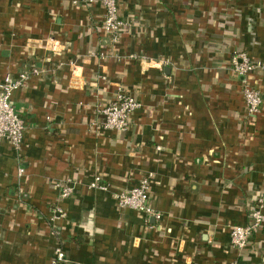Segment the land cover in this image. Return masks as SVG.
<instances>
[{
	"label": "crops",
	"instance_id": "1",
	"mask_svg": "<svg viewBox=\"0 0 264 264\" xmlns=\"http://www.w3.org/2000/svg\"><path fill=\"white\" fill-rule=\"evenodd\" d=\"M82 1L0 0V82L40 71L11 97L19 150L0 143V264H51L57 247L63 264H264V222L240 253L229 244L264 200V0H117L115 45ZM236 51L263 62L255 117ZM118 88L141 106L125 132L101 130ZM143 177L159 220L116 203Z\"/></svg>",
	"mask_w": 264,
	"mask_h": 264
},
{
	"label": "built area",
	"instance_id": "2",
	"mask_svg": "<svg viewBox=\"0 0 264 264\" xmlns=\"http://www.w3.org/2000/svg\"><path fill=\"white\" fill-rule=\"evenodd\" d=\"M85 4L100 3L103 10L102 30L109 38L112 45H115L124 28V22L119 18L117 0H83ZM110 55V54H109ZM108 54L100 52V58H106ZM110 57L118 59V55L111 54ZM229 68L237 77L241 84V94L243 105L247 117H255L259 114L262 106V95L253 87L252 76L258 69L263 68V62L252 60L244 52H234L230 58ZM40 71L33 67L30 72L19 73L16 76L7 74L0 82V143H7L16 152L22 142L25 124L19 114L15 111L11 97L12 94L24 87L31 76H37ZM140 103L122 88H118L112 100L98 109L102 117L101 130H113L125 132L129 124L130 115L140 108ZM23 174V169L19 167L18 175ZM75 183L71 180H58L55 187L61 199L70 197L74 192ZM88 187L95 190H105L101 177L96 175L89 183ZM149 177H143L133 188L115 195V200L120 208L131 209L141 213L147 218L160 219V214L149 204ZM59 216H64L60 208L56 209ZM264 222V200L258 198L249 213V221L246 225H235L229 231V244L231 248L240 253L244 250L252 235L262 226ZM66 262L65 252L61 247L54 250L51 264H63ZM80 264V263H74ZM231 264H239L238 260Z\"/></svg>",
	"mask_w": 264,
	"mask_h": 264
}]
</instances>
